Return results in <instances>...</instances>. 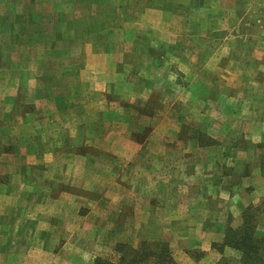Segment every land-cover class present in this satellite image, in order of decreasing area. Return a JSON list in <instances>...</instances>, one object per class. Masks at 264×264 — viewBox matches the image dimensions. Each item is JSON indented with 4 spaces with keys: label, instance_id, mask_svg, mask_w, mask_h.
I'll return each instance as SVG.
<instances>
[{
    "label": "crops",
    "instance_id": "obj_1",
    "mask_svg": "<svg viewBox=\"0 0 264 264\" xmlns=\"http://www.w3.org/2000/svg\"><path fill=\"white\" fill-rule=\"evenodd\" d=\"M223 1L226 3H221ZM211 2L0 0V264L82 262L69 259L70 248L74 246L78 250V246L72 241L77 227L71 225L68 216L79 217V214H72L70 210L73 208H68V212L65 203L85 199L99 205L97 210L103 208V211L109 212L108 207L113 201L123 202L128 192L125 188L121 189L123 179L120 182L111 178L98 181L84 179L99 162L92 154L97 152L102 160L111 158L112 154L124 158L128 163L133 158L136 160L143 146L132 140L136 129L130 125V131H127V124L131 123V119L139 124L145 120L144 114L140 116V106H146L145 102L152 95L156 94L157 99L166 105L163 97L176 88L187 90L191 96L183 98V102L180 98L170 101L168 105L173 112L175 105L181 102L197 105L200 114L211 102L220 108L214 119L219 124L215 135L218 145L213 149L215 158L210 160L214 167L206 164V167L214 168V177L207 179L200 170L198 178L192 181L190 177L187 182L183 181L179 190L182 195H177L183 200H195L196 205L201 207L199 209L204 211L207 205L203 203H214L210 209L214 211L216 224L208 231L204 228V221L194 224L200 213H194L191 204L182 205V215L174 216L175 206H172L170 221L164 215L168 227L172 228L170 232L177 235L195 232L204 239L198 245L203 254L196 261L191 260L183 248L177 250L178 239L172 240L171 244L178 254L175 255L176 259H183L182 264H215L224 256V251L236 252L233 247H220L225 235L224 208L228 201L236 222L241 221L245 210L258 208V233H264V0H215V5ZM239 9L244 12L240 14ZM208 10H216V18L208 19ZM227 13L231 19L228 23L225 18L224 24L221 20ZM178 25L183 27L181 34L173 29ZM227 26H230L229 30L224 28ZM208 27H216L215 30L219 31L213 32L214 35L207 33ZM111 29L116 32L114 39L110 37ZM111 40L129 41L130 45L124 49L110 50L108 43ZM149 40L150 48L145 50L144 43ZM211 41L226 43V53L217 46L213 53L220 58L222 54L228 56V61L226 65L216 67L213 80H206L209 66H203L204 61L200 58L204 57L206 51L204 43ZM80 42L92 44L87 48L81 46ZM133 42L137 46L131 50L129 48ZM160 42L165 44L160 45ZM159 48L165 49L164 52L159 56L152 55L153 50ZM181 51L183 61L174 60L182 56ZM131 52L141 60L133 64L129 62L127 58ZM194 55L198 62L195 70L187 65H191ZM174 64L177 65L176 70ZM128 71L132 78L130 84L119 79L120 74ZM160 74L162 76L157 77ZM154 75L156 80L153 79ZM179 77L184 82L181 83ZM114 80L118 85H112ZM80 88L85 90L83 95L87 94L86 102L91 107H101L94 111V122L123 129L117 131V136L129 142L125 145L124 141L118 152L112 153L104 143L100 146L85 142L79 146L85 135L89 140L93 135L90 132H97V129L86 130L84 121L79 119L81 113L77 108L82 105L79 100ZM89 89L94 95L89 96ZM208 90H214V94L207 95ZM22 91H26L23 97ZM99 95L102 99H99ZM111 95H114L113 98ZM112 100L119 101L124 111L110 117ZM133 103L136 105L128 109V105ZM82 113L87 115L84 111ZM82 120H87L88 126L89 116ZM104 128L100 125V131L104 130V135L100 136L108 133L110 137L112 132ZM153 132L151 138L158 145H151L150 153L155 158L161 155L155 169L173 167L170 157L174 154L184 156L183 163L186 165L184 161L185 157L189 158L190 147L163 144V132L156 129ZM196 136L199 138L202 135H193ZM229 138L232 145L228 150L224 144ZM82 149L88 150L85 153ZM210 151L212 147L201 144L196 148V152L202 156ZM77 159L84 160L82 167L75 163L68 164ZM228 160L231 162L228 163ZM66 168L82 169L86 176H71L70 180L61 178L60 171ZM225 168L230 171L224 173ZM63 182L76 189L82 187L81 193L66 192L60 188L54 190L53 187L61 186ZM154 182H158V179L154 178ZM115 183L118 186V200L114 199L116 194L111 189ZM217 183L223 184V189L227 185L231 188L228 190L229 196H224L223 200L217 198V194L207 193V186L216 187ZM192 186L197 188V192H192ZM139 197L142 198V194ZM48 201L54 205L49 211L50 218L55 219L49 224ZM150 207L151 212L159 208L155 209V204ZM157 211L155 217L164 212L161 208ZM68 224L71 229L66 227ZM141 227L142 222H139L138 228ZM35 235L36 241H32ZM61 238H66V241L60 242ZM185 239L186 244L190 245V238L186 236Z\"/></svg>",
    "mask_w": 264,
    "mask_h": 264
},
{
    "label": "rangeland",
    "instance_id": "obj_2",
    "mask_svg": "<svg viewBox=\"0 0 264 264\" xmlns=\"http://www.w3.org/2000/svg\"><path fill=\"white\" fill-rule=\"evenodd\" d=\"M212 1L211 3L214 4L215 0H208ZM217 3V2H216ZM225 4L226 2L223 1L221 2ZM218 4V3H217ZM215 5V4H214ZM229 6V5H228ZM225 13L226 11L223 10ZM244 12L243 9H239V13L242 14ZM207 18L213 19L214 17L216 18V10H211L207 11ZM227 19V22L230 21L231 17L229 13L226 14V16L221 20L225 24V20ZM178 21V20H176ZM220 21V22H221ZM221 22V23H222ZM229 23V22H228ZM223 24V25H224ZM230 27V26H229ZM229 27H224L227 30H229ZM216 27H208L207 28V33H213L217 32L218 29L215 30ZM246 26L244 25V29ZM175 32L179 31L183 32V27L181 26H175L173 27ZM172 29V30H173ZM169 30V28H168ZM182 30V31H181ZM161 32V31H160ZM114 32L111 29V39H114L117 37L114 35ZM229 34V32H228ZM141 35V34H140ZM214 35V33H213ZM163 42H160L159 44L162 45ZM88 44V45H87ZM85 43V42H80L81 46H87L90 47L92 43ZM110 46V50H120L124 49L125 47H128L130 45V42H119V41H110L108 43ZM158 44V45H159ZM165 44V42L163 43ZM206 45V51L203 54L204 57H201L200 60L204 61L203 66L207 65L208 67V72L206 74V80H213V77L215 74L213 72L215 71L216 67L218 65H226V62L228 61V56H224L222 54L221 58L214 54L213 51L215 47H219L223 53H226L228 48L226 43H218V42H207L204 43ZM223 44V45H222ZM136 42H133V44L130 46L129 49L133 50L135 48ZM145 50L150 48V40L144 43ZM94 47V46H93ZM97 47V46H96ZM225 48V49H224ZM165 49L159 48L156 50H153L155 52H152V55L154 56H159L160 53H163ZM186 51V50H185ZM184 51V52H185ZM221 52V53H222ZM132 53V52H131ZM1 55V54H0ZM180 58L175 57L174 60H182L183 61V52L181 51ZM196 56H192L191 58V65L187 64L189 67H192L193 70L198 65V62L196 61ZM127 60L131 62L132 64L134 62H137L138 60H141L139 56L134 54L128 55ZM166 62V58H164ZM201 61V64H202ZM180 62V61H177ZM130 64V63H129ZM162 66V65H161ZM177 65L174 64V69L176 70ZM177 71H180L179 69ZM162 74L158 75L157 77H161ZM121 77V78H120ZM119 79L123 82L124 80L130 84L131 74L129 71L126 74H120ZM154 80H156V76L154 75L153 77ZM178 80L182 83L184 82L182 77H179ZM117 81V79H116ZM116 81H112V85H118ZM120 81V80H119ZM114 82V83H113ZM166 86V85H165ZM81 87V86H80ZM117 88V86H115ZM167 87V86H166ZM177 89V90H176ZM175 91H171L167 93V96L163 97L166 99V105H163V103L160 102V99H157V95L154 94L151 96V99L149 98V101L145 102L147 103L146 106H140L142 109L140 111V116L144 114L146 117L144 121L141 122V124L138 123L137 120L131 119V123L127 124L126 126L127 131H130V125H134L136 132L134 134V137L132 140H134L137 143H142L143 149L140 152V156L136 158V160L133 158V160L129 161V163L124 159V158H118L119 156L116 154H112L111 158H103L100 159V155L96 154L97 152H93L94 159H98V165L93 166L94 171L89 170L86 173L82 171V169H63L60 174L61 178H66L69 179L71 176H80L84 179H89L90 181L95 180H102L106 179L108 180L111 178L112 180L116 179L118 182H120V179L122 180L123 185H121V189L125 188L128 192L123 197V202L120 204L118 201H113L111 206H109V212L103 211V208L101 210H97L99 208V205H94L91 202H88L85 199H78V200H73V201H67L68 203H65L66 208L72 209L70 212L72 214H79V217L73 216L70 218L68 216V221L71 222L72 226L77 227V231L73 235L72 241L73 243H76L78 246V250H76L73 246V248H70V254H69V259L72 262L75 261H82V262H77L75 264H94L96 259L98 258H104V259H109L111 261H117L120 257V255L123 253H126L127 255L130 253L129 249L132 248H137L140 246L141 242L144 240H158L161 242H165L168 244L169 249L171 251V254L173 258L179 263L182 264V260H177L175 255L177 252H175L171 242L172 240L176 241L178 239V244L179 247L177 250L184 249V251L190 256L191 260H197L202 256L203 252L201 248L198 246L202 240L200 238V234L197 233H191L189 235H182V234H172L170 230L172 228L168 227L167 223L165 222L164 215L166 214L168 216V221L169 216L172 215V206H175V209L173 210V216L174 215H182L181 210L183 209L182 205H187L191 204L192 206V211L194 213H200L198 218H194V224L198 225L199 221L202 222L204 221V228L207 229L208 231L212 230V226L216 224L215 218L216 216L214 215V211H212L210 208L211 206L214 205V203H203V205H207L205 211L203 209H199L198 205H196L195 200H183L181 198H178L177 195L180 194L179 190L182 189V183L183 181L187 182L190 177L193 181V179L199 177V172L200 170L205 174V178L207 179H213L214 177V165L210 164V160H213L215 158V150L214 147L218 145L216 143L218 139L215 138L216 131L218 128V122H215L214 119L217 117V115L220 112V108L215 105L214 102H211L205 106L204 112L200 114L199 112V107L195 104H190V103H183V98L188 99L190 97V93H187L188 91H184L182 89L176 88ZM89 92V96L94 95V92L92 93L91 90H87ZM26 91L21 92V97L25 95ZM85 93V90L80 88L79 90V100L82 101V105L77 108V111L81 114L80 116V121H84V128L89 131H92L94 129H97V132H90V135L93 134L91 137L92 139L87 140L86 135L80 140V147L83 145L85 142H91V144H97L100 146H106V148L110 149V151L113 153L118 152L120 149V145H124V138L121 136L119 138L118 132L117 131H122L123 129H119L116 127L114 129L110 128L109 126H106L105 124H102L100 122H94L95 117L94 113L98 111L97 109L101 107H98L97 109H94L91 107L90 103H87L88 101L86 95H83ZM170 94V95H169ZM214 90H208L207 95H213ZM114 95H111L113 98ZM102 99V96L99 95V99ZM180 98L182 102L180 104H176L175 106V111L173 112L171 107L168 105L170 101L173 99L176 100ZM135 101V100H134ZM178 101V100H177ZM187 101V100H186ZM144 103V104H145ZM182 104V105H181ZM136 105L135 103L129 104V106H134ZM122 106L120 105L119 101L112 100L111 105L109 107L110 111V117H113L115 115H118L120 112L124 111L121 108ZM34 108V107H30ZM76 110L73 111L75 113ZM85 112L84 115L82 112ZM95 111V112H94ZM171 112L174 113L173 116L170 114ZM227 112V111H225ZM206 113V114H205ZM83 114V115H82ZM204 114V115H203ZM89 116V124L87 126L86 121L87 120H82L86 119ZM86 117V118H85ZM91 118H93V121H91ZM94 122V123H93ZM139 124V125H138ZM100 125H103L106 130H110L112 132L111 136L108 137L107 134L105 133V136H100L104 135V130L100 131ZM74 126V123H73ZM68 127H70L68 125ZM99 129V131H98ZM103 129V128H101ZM153 129H156L157 132H163L164 137L162 138L163 144H173L174 146H179V145H184V146H189L190 147V153L188 154L186 158L185 157V164L183 163V158L184 156H177L174 154L173 157H170L171 163L173 164V167H170L167 169L166 167L161 169H155L156 165H158V158L160 159L161 155L158 158L154 157L150 151H151V145H158L157 143L154 142V138L152 139L153 135ZM85 130V131H86ZM105 132H110L106 131ZM218 132V131H217ZM189 133L192 134V136H189ZM162 134V133H161ZM201 134L202 136L197 138L193 137V135H198ZM89 135V136H90ZM103 137V141H102ZM189 139L190 141H188ZM128 139L125 141V145L128 144ZM205 145L208 147H212V151L206 153L204 156L201 154L199 155L198 152H196V148L198 145ZM162 145V144H160ZM225 146L228 147V150L230 146L232 145V141L230 138L226 141L224 144ZM80 149V148H79ZM88 149L83 150L82 152H87ZM129 151V149H128ZM132 149H130V152ZM91 156V154H90ZM100 157V158H99ZM209 157V158H208ZM39 161V160H38ZM231 160H228V163H230ZM75 163L78 164L79 166H83L85 163L83 159H77V160H71L68 162V164ZM161 163V162H160ZM206 164H210L213 167L210 168V166L206 167ZM89 165V164H88ZM126 165V166H125ZM229 165V164H228ZM230 166V165H229ZM202 167H206L205 169H202ZM172 168L174 169V173L172 174ZM189 170L190 173H189ZM216 170V169H215ZM86 171V170H85ZM218 172V169L216 170ZM224 173L229 172L230 169L225 168L223 169ZM92 172V174H91ZM150 178V175H152ZM105 177V178H104ZM155 180L158 179L159 184L157 185L158 182H154ZM147 182V183H146ZM70 183V182H69ZM218 184V183H217ZM209 185V184H207ZM223 184H218L216 187L213 186H207V193L211 195L217 194V198L219 199H224V196H229V191L230 187L229 185L224 186V189L222 187ZM96 187V185H95ZM54 190H57L60 188L63 191H76L77 193H81V188L79 187L76 189L71 184H66V182H63L61 186L57 185V187H53ZM56 188V189H55ZM111 189H114L115 192V198L118 200V186L117 183H115L114 188L111 187ZM192 192H197V188L192 186L191 187ZM229 190V191H228ZM95 194V193H94ZM142 194V198L139 197V195ZM97 193L95 194V196ZM153 195V196H152ZM182 195V194H180ZM194 195V194H192ZM153 203H152V202ZM91 203V205H90ZM151 204H155L156 208L160 211V208L164 211L162 214L158 215L159 217H155V212H151L150 206ZM53 203L48 201L46 203L47 207V224L50 222H53L55 219L50 218V210L53 207ZM72 206V207H71ZM94 206V207H93ZM231 203L229 201L225 205L224 208V216L226 217V223H225V235H224V240L226 238V234L228 232V229L230 226L232 227H237L242 224L244 215L246 212L252 214V222L255 223V230L258 232L259 226H258V208L256 207H251L247 210L244 211V214L241 218V221H235L236 218L232 216L231 212ZM169 207L167 210L166 208ZM137 208V211L135 210ZM69 209L67 210L69 212ZM94 209V210H93ZM106 209V208H105ZM36 210V208L34 209ZM65 212V209L63 210ZM191 211V212H192ZM168 212V214H167ZM249 214V215H251ZM247 215V214H246ZM200 217V218H199ZM251 219V217H249ZM238 220V219H237ZM139 222H142V227L138 228ZM220 222V221H219ZM111 225L113 227L109 228L108 226ZM173 225V224H172ZM180 226L182 223L179 224ZM70 225L68 224V226ZM65 229V228H64ZM71 229V227H70ZM111 230V231H110ZM263 231V230H261ZM60 236H65V234H61ZM190 238L191 244L187 245L186 244V239L185 237ZM36 235L32 237V241H36ZM69 235H67V238ZM181 237V238H178ZM188 240V239H187ZM224 240L220 243V247L223 248L225 245H223ZM66 241V238H61L60 242L64 243ZM216 244V243H214ZM124 245L125 247H120L119 246ZM216 246H219L216 244ZM227 246V245H226ZM231 247V246H228ZM119 249V250H118ZM233 249L236 251L234 253L231 252H225L224 251V256L218 260L217 263L215 264H242L241 262V252L233 247ZM78 254V255H77ZM178 255V254H177ZM176 255V256H177ZM77 257V258H76ZM187 257V256H186ZM74 264V263H73Z\"/></svg>",
    "mask_w": 264,
    "mask_h": 264
},
{
    "label": "trees",
    "instance_id": "obj_3",
    "mask_svg": "<svg viewBox=\"0 0 264 264\" xmlns=\"http://www.w3.org/2000/svg\"><path fill=\"white\" fill-rule=\"evenodd\" d=\"M246 214L241 225L229 227L223 245L239 250L242 264H264V233L256 232L252 214ZM129 252L128 255L122 253L115 262L98 258L94 264H179L173 258L168 244L158 240H144L139 247L129 249Z\"/></svg>",
    "mask_w": 264,
    "mask_h": 264
}]
</instances>
